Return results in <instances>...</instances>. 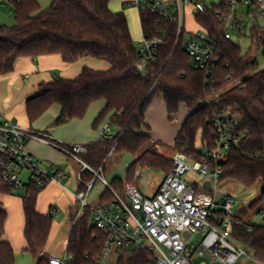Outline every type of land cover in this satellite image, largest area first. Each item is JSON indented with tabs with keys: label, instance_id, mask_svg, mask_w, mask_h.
<instances>
[{
	"label": "trees",
	"instance_id": "obj_1",
	"mask_svg": "<svg viewBox=\"0 0 264 264\" xmlns=\"http://www.w3.org/2000/svg\"><path fill=\"white\" fill-rule=\"evenodd\" d=\"M10 1L16 24L0 26V76L13 71L17 59L25 56L59 54L67 63L90 56L111 64L106 71L85 67L74 79L57 78L41 83L38 91L27 99V114L33 123L58 103L62 107L54 122L58 126L83 118L93 102L105 99L106 107L94 125L111 114L110 124L119 134L112 141L88 145L81 158L93 169H104L112 149V153L127 151L135 155L127 170L128 181L115 178L111 183L118 193H124L126 183L133 184L140 166L155 168L164 174L172 169V157L158 152L160 143L151 138L145 122L153 98L162 94L171 119L181 104L192 109L174 149L193 159L202 157V145H215L217 136L212 123L215 114L227 111L238 117L239 144L230 150L228 160L222 164L221 180H234L246 188L260 186L259 197L252 207L264 201V191H261L264 186V68L257 70L264 25L250 28L248 35L253 45L243 52L233 39L224 37L225 28L216 19V8L198 14L196 20L215 40L220 57L216 70L207 80L203 71L192 66L184 47V35L178 40V26L146 8L139 9L143 34L163 37L165 43L155 48L145 71H141L138 65L142 55L133 39L125 8L113 11L111 0H53L47 10H41V0ZM81 176L89 181L93 172L86 169ZM43 188L28 184L22 196L25 251L33 255L36 264H50L44 251L53 217L37 211ZM13 193L0 180V194ZM111 198L112 194L105 191L100 201ZM90 216L87 209L73 221L67 243V251L73 254L71 264L92 263L106 244V234L94 227ZM7 219L8 213L0 200V264H16L13 246L4 239ZM231 232L256 260L264 263V224L236 223ZM149 256L145 251L126 250L121 253L118 264H148Z\"/></svg>",
	"mask_w": 264,
	"mask_h": 264
},
{
	"label": "built area",
	"instance_id": "obj_2",
	"mask_svg": "<svg viewBox=\"0 0 264 264\" xmlns=\"http://www.w3.org/2000/svg\"><path fill=\"white\" fill-rule=\"evenodd\" d=\"M128 4L146 8L175 23L178 40L184 35V47L192 66L203 71L207 80L220 62L216 42L202 27L201 31L185 36L186 8L189 7L195 17L216 8V19L224 26L226 39H233L234 32L247 35L250 28L261 25L258 20L264 18V0H224L219 6H208L206 0H131ZM247 19H251L252 24ZM143 36L139 47L143 59L138 65L141 71H145L155 48L165 43L160 36ZM260 53L264 56V40L260 42ZM212 123L217 136L215 145H202L200 159L175 151L171 171L162 177L151 196L144 195L136 185L127 184L125 198L108 182L102 167L93 169L81 158L88 150L87 145L52 141L43 133L23 128L15 120L0 114V180L14 192L25 189L28 184L39 189L53 182L64 186L62 181L68 177V172L56 165H45L43 160L30 153L27 149L30 140L46 141L60 149L82 165L81 173L91 170V180L80 177L81 188L75 193L80 207L73 220L89 209L90 222L106 234L104 249L90 264H118L121 253L126 250L148 252V264H193L191 258L195 253L201 258L200 264H237L244 257L252 259L254 264H264L233 237L232 225L241 223L233 210L239 197L220 187L222 164L228 160L230 150L239 144L237 127L240 121L237 116L224 111L215 114ZM115 136L110 123H106L101 140L112 141ZM190 171L202 181L185 179ZM25 172L28 173L26 179ZM140 176V170H136L135 177ZM98 181L112 198L92 205L89 197ZM207 182L209 188H206ZM148 183L154 186L151 176ZM218 194L222 197L218 198ZM58 212L57 207L52 206L47 214L54 217ZM72 260L73 254L69 251L61 258L49 257L50 264H71Z\"/></svg>",
	"mask_w": 264,
	"mask_h": 264
},
{
	"label": "crops",
	"instance_id": "obj_3",
	"mask_svg": "<svg viewBox=\"0 0 264 264\" xmlns=\"http://www.w3.org/2000/svg\"><path fill=\"white\" fill-rule=\"evenodd\" d=\"M85 67L106 71L111 68V64L106 60L90 56L84 57L74 63L65 62L59 54L18 58L15 62L13 71L0 76V114L15 120L23 128L41 132L47 139L61 144H84L88 146L101 141L102 129L106 123H110L111 114H108L97 126L94 125V122L106 107L107 102L105 99L93 102L83 118H74L58 126L54 125L62 109L61 105L58 103L51 105L49 109L33 123L30 122L27 114V99L38 91L41 83L52 82L57 78L74 79L81 74ZM191 111L192 109L188 108L186 104H181L179 112L171 119L163 95L158 94L153 98L145 115V122L149 127V131L147 132L154 141L172 147L175 144V140L183 123ZM111 131L114 134L117 132L113 126H111ZM27 149L30 153L43 160L45 165H56L68 172V177L64 179L66 185L62 186L55 182L50 183L40 191L37 202V211L40 214L47 215L52 206L57 207L59 211L53 217L52 228L44 251V254L48 257L55 256L53 254L50 255L52 241L64 226L68 225L71 230L73 219L80 207L75 193L81 188L80 177L82 165L70 159L60 149L50 145L46 141L30 140L27 144ZM63 166L67 167L64 168ZM164 175L157 177L153 186V192L149 196L155 192L158 183ZM135 181L136 177L134 179V182ZM127 184L130 183H126V185ZM236 184L237 188L238 186L244 187L238 182H236ZM100 185L103 189L100 192L101 197L106 191V188L102 183H100ZM258 189L259 188L256 187H244V191L242 192L244 195L243 197L247 199L249 196L248 192H251L250 195L257 199L260 194ZM92 193L90 197H92ZM231 193L238 195L237 189L231 191ZM100 197L98 202L100 201ZM238 197L240 196L238 195ZM15 198L14 193L0 194V200L8 213L4 239L13 246L15 260L16 257L28 253L30 255H27L26 261L24 260L22 264H36L33 255L25 251L27 241L24 235L25 214L22 197L20 200ZM256 199L249 205L251 210L255 209L252 205ZM90 200L92 203V198H90ZM13 202L16 204L14 212ZM235 215L242 223H250L252 217L244 207L236 212Z\"/></svg>",
	"mask_w": 264,
	"mask_h": 264
},
{
	"label": "rangeland",
	"instance_id": "obj_4",
	"mask_svg": "<svg viewBox=\"0 0 264 264\" xmlns=\"http://www.w3.org/2000/svg\"><path fill=\"white\" fill-rule=\"evenodd\" d=\"M130 0H111L110 2V8L113 11H120L125 6V13L128 17L131 33L133 36V39L135 41L136 46L139 48L144 36H143V30L141 26L140 21V15H139V8L137 6L129 5L127 2ZM224 0H206L207 5L211 6L216 5L219 6L222 4ZM53 0H41L40 6L41 10H47L52 5ZM185 28H186V37L190 34V32L196 33L198 31H201L200 25L196 22V17L190 13L189 7L186 8L185 11ZM248 23L252 24L251 19H247ZM258 22L261 25H264V18H261L258 20ZM16 24L15 15L12 12V3L10 0H0V26L1 25H8L13 26ZM233 41H235L242 49L243 52H247L252 48V38L249 37V35H240L237 32L233 33ZM264 68V56L262 53L259 54L258 57V66L257 70ZM199 138V137H198ZM200 141V139H199ZM158 152L160 154L165 155L166 157H171L173 153L175 152L174 146L170 147L166 144L160 143L157 145ZM135 155L127 152V151H116L110 155H108L106 159V164L104 168V176L108 180L109 183H112L114 178H120L124 182L128 181V173L127 170L132 163V161L135 159ZM66 168L67 166H63ZM97 170V168H95ZM137 170H140L141 176L134 182V184L140 189V191L146 195L149 196L153 192V185L148 183V178L152 177L153 184L156 182L158 176L164 175V172L155 169V168H148V167H142L138 168ZM28 177V173H24V178L26 179ZM185 179H190L191 181H202V178L199 177L195 172L190 171L185 176ZM100 181H98L97 186L94 188L92 193V204L98 203V199L100 197V192L103 190ZM62 184L66 185V181H62ZM221 189H226L227 191H233L237 189V194L240 196L239 199L233 204V210L234 213L238 212L241 208H245L251 215V221L252 224L262 225L264 224V201L255 209L251 210L249 208L250 203H252L256 198L254 196L250 195L247 199L243 197V191L244 187L238 186L234 180H225L220 184ZM256 188H259L258 191H260V186H255ZM25 194V189H20L14 192L15 199H19ZM126 198V193L124 190V193L122 194ZM222 195L218 194V198H221ZM91 201V200H90ZM16 204L13 202V212L15 209ZM76 208V206H75ZM76 211V209H75ZM69 231L70 228L68 225L64 226L59 234L54 238V240L51 243L50 247V255L53 254L57 257H63L67 251V242L69 237ZM27 255L30 254H22L21 256L16 257V264H22L23 261H26ZM201 258L198 257V255L195 253L191 261L193 264H200ZM237 264H254L253 260L244 257L242 258Z\"/></svg>",
	"mask_w": 264,
	"mask_h": 264
},
{
	"label": "water",
	"instance_id": "obj_5",
	"mask_svg": "<svg viewBox=\"0 0 264 264\" xmlns=\"http://www.w3.org/2000/svg\"><path fill=\"white\" fill-rule=\"evenodd\" d=\"M118 134H119V131L116 132V135H118ZM209 187H210V183L207 182V183H206V188H209ZM261 191H262V192L264 191V186L261 187Z\"/></svg>",
	"mask_w": 264,
	"mask_h": 264
}]
</instances>
